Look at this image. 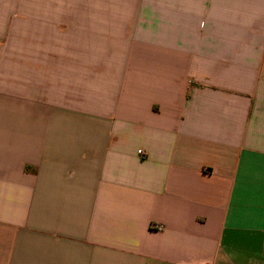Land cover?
Returning <instances> with one entry per match:
<instances>
[{"label": "crops", "instance_id": "crops-1", "mask_svg": "<svg viewBox=\"0 0 264 264\" xmlns=\"http://www.w3.org/2000/svg\"><path fill=\"white\" fill-rule=\"evenodd\" d=\"M0 264H264V0H0Z\"/></svg>", "mask_w": 264, "mask_h": 264}, {"label": "rangeland", "instance_id": "rangeland-1", "mask_svg": "<svg viewBox=\"0 0 264 264\" xmlns=\"http://www.w3.org/2000/svg\"><path fill=\"white\" fill-rule=\"evenodd\" d=\"M2 83L5 85V86H10V76L6 77V76H3L2 77Z\"/></svg>", "mask_w": 264, "mask_h": 264}, {"label": "built area", "instance_id": "built-area-1", "mask_svg": "<svg viewBox=\"0 0 264 264\" xmlns=\"http://www.w3.org/2000/svg\"><path fill=\"white\" fill-rule=\"evenodd\" d=\"M157 228H158V229H160V228H161V226H157Z\"/></svg>", "mask_w": 264, "mask_h": 264}]
</instances>
